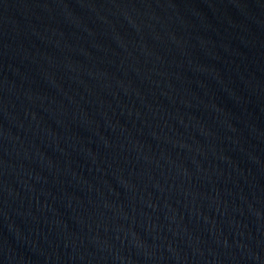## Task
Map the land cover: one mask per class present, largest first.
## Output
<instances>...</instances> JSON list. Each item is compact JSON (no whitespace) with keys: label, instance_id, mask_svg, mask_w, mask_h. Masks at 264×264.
Masks as SVG:
<instances>
[{"label":"water","instance_id":"water-1","mask_svg":"<svg viewBox=\"0 0 264 264\" xmlns=\"http://www.w3.org/2000/svg\"><path fill=\"white\" fill-rule=\"evenodd\" d=\"M0 264H264V0H0Z\"/></svg>","mask_w":264,"mask_h":264}]
</instances>
